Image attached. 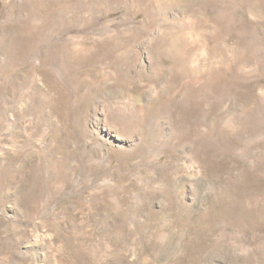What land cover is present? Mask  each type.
I'll list each match as a JSON object with an SVG mask.
<instances>
[{
  "label": "rangeland",
  "instance_id": "rangeland-1",
  "mask_svg": "<svg viewBox=\"0 0 264 264\" xmlns=\"http://www.w3.org/2000/svg\"><path fill=\"white\" fill-rule=\"evenodd\" d=\"M0 264H264V0H0Z\"/></svg>",
  "mask_w": 264,
  "mask_h": 264
},
{
  "label": "bare ground",
  "instance_id": "bare-ground-1",
  "mask_svg": "<svg viewBox=\"0 0 264 264\" xmlns=\"http://www.w3.org/2000/svg\"><path fill=\"white\" fill-rule=\"evenodd\" d=\"M113 115V114H112ZM111 127V126H110ZM112 128V127H111ZM114 130V129H113Z\"/></svg>",
  "mask_w": 264,
  "mask_h": 264
}]
</instances>
